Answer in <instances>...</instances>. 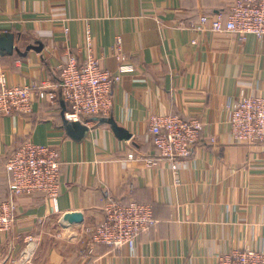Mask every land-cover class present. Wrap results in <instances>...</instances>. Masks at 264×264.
<instances>
[{"label": "crops", "instance_id": "crops-1", "mask_svg": "<svg viewBox=\"0 0 264 264\" xmlns=\"http://www.w3.org/2000/svg\"><path fill=\"white\" fill-rule=\"evenodd\" d=\"M230 0H0V34L16 48L0 50L8 84L58 80L70 49L82 60L90 39L100 67L117 69V39L134 66L114 86L112 124L65 118L68 104L34 96L32 111L0 116V200L10 196L4 163L24 140L59 153L56 204L42 193L16 196V221L0 233V264L20 257L27 237L37 240L27 264H217L234 248L264 251V144H240L229 133L227 102L241 88L264 95V37L243 41L189 23L229 7ZM197 116L200 139L177 174L145 141L151 114ZM98 117V116H97ZM100 118V117H99ZM214 136V142L209 141ZM133 153L134 158H128ZM149 202L156 223L133 249L93 245L84 226L103 217L107 197ZM80 212L68 223L65 213Z\"/></svg>", "mask_w": 264, "mask_h": 264}, {"label": "built area", "instance_id": "built-area-1", "mask_svg": "<svg viewBox=\"0 0 264 264\" xmlns=\"http://www.w3.org/2000/svg\"><path fill=\"white\" fill-rule=\"evenodd\" d=\"M195 29L206 28L212 32H225L243 41L248 35L264 37V0H230L226 11L213 15L203 14L189 23ZM117 69L109 71L100 67L90 39L84 42L85 57L80 60L66 49L57 65L58 80L30 84H8L6 73L0 66V116L32 111L34 96L38 100L54 103L58 96L68 104L65 118L74 122L84 117H108L112 108L114 86L123 73L132 72L134 66L117 39ZM229 133L240 144H264V95L248 93L241 88L237 97L227 102ZM204 123L197 116L179 114H151L145 141L155 149V157H141L147 166L164 160L171 172L177 174L186 166L188 157L200 139ZM216 138L209 136V141ZM128 158H134L133 153ZM8 173L9 198L0 200V233L13 228L16 221L15 198L21 194L42 193L56 204L60 190L59 153L54 147L24 140L4 163ZM156 223L149 202L129 200L124 202L107 197L103 217L95 225L84 226L82 237L87 238V252L93 245L106 244L112 248L133 249L140 234L147 233ZM37 240L27 237L19 258L10 264H27L35 252ZM217 264H264V251L255 248H234L217 256Z\"/></svg>", "mask_w": 264, "mask_h": 264}, {"label": "water", "instance_id": "water-1", "mask_svg": "<svg viewBox=\"0 0 264 264\" xmlns=\"http://www.w3.org/2000/svg\"><path fill=\"white\" fill-rule=\"evenodd\" d=\"M0 50L4 52H8V53L16 50L14 43H13V35L11 33L0 34ZM93 119L99 120L100 122H108L112 124L115 133L120 138H130L131 137L129 133L120 130L117 127V124L111 118H107V117L99 118L97 116H94ZM62 219L65 221H68V223L81 222L83 220V216L80 212H69V213H65L62 216Z\"/></svg>", "mask_w": 264, "mask_h": 264}, {"label": "trees", "instance_id": "trees-1", "mask_svg": "<svg viewBox=\"0 0 264 264\" xmlns=\"http://www.w3.org/2000/svg\"><path fill=\"white\" fill-rule=\"evenodd\" d=\"M228 9V8H227ZM226 11V10H225ZM23 142V141H22ZM131 200V199H130ZM127 201H129V200H126V201H124V202H127Z\"/></svg>", "mask_w": 264, "mask_h": 264}]
</instances>
